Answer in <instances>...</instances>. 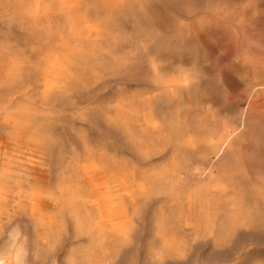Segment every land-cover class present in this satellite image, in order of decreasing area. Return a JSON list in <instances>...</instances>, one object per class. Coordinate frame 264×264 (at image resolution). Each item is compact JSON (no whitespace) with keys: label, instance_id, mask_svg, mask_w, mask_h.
Instances as JSON below:
<instances>
[{"label":"rangeland","instance_id":"obj_1","mask_svg":"<svg viewBox=\"0 0 264 264\" xmlns=\"http://www.w3.org/2000/svg\"><path fill=\"white\" fill-rule=\"evenodd\" d=\"M0 264H264V0H0Z\"/></svg>","mask_w":264,"mask_h":264}]
</instances>
